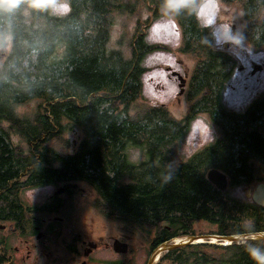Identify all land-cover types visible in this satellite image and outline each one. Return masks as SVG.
I'll return each mask as SVG.
<instances>
[{"label": "trees", "instance_id": "obj_1", "mask_svg": "<svg viewBox=\"0 0 264 264\" xmlns=\"http://www.w3.org/2000/svg\"><path fill=\"white\" fill-rule=\"evenodd\" d=\"M45 1L0 0V49L10 44L0 66V159L14 161L16 174L29 168L31 186L87 184L103 217L153 234L154 249L200 235L194 226L202 222L212 227L210 235L264 232L263 206L233 200L207 178L208 171L219 169L232 187L264 182V94L242 112L226 109L223 92L236 60L215 46L213 28L185 12L175 18L178 51L195 60L185 118L176 119L165 105L133 114L131 106L143 93V60L165 49L147 43L141 23L129 56L109 48L116 15L137 9L123 0H65L70 11L53 16ZM221 1L241 8L242 38L264 48V0ZM140 2L152 17L161 14V0L132 4ZM33 100L40 101L36 113L21 117L17 108ZM203 113L216 129V140L176 163L190 120ZM74 131L81 140L73 153L51 145ZM13 135L23 142L16 144ZM131 146L141 148L146 159L130 162ZM5 173L0 170L1 180ZM247 244L264 248V241L188 245L167 252L157 264H256Z\"/></svg>", "mask_w": 264, "mask_h": 264}, {"label": "rangeland", "instance_id": "obj_2", "mask_svg": "<svg viewBox=\"0 0 264 264\" xmlns=\"http://www.w3.org/2000/svg\"><path fill=\"white\" fill-rule=\"evenodd\" d=\"M123 1L128 3L129 7L133 6L137 10L133 9L132 12L135 13L133 15H116L114 25L111 29L109 48L122 50L125 55L129 56L131 53L130 42L140 23L144 25L142 30L146 33L147 43L151 45H160L165 48L150 52L144 58L142 65L147 68V71L142 77L143 93L142 97L131 106V112L135 114L148 105H165L176 119H184L188 113L189 102L186 94H179L181 90L179 86L180 81L177 77L174 78L168 69L171 68L172 71H177L182 76L186 75L189 82L192 70L195 66V60L190 55L183 54L178 51L181 46V36L179 29L178 32L176 31L177 24L171 26L173 29L172 33L162 34L159 39H155L152 36V28L157 21L162 19L161 14L156 17H152L151 10L145 7L142 2L138 3V5H133L132 2L135 0ZM215 2L218 4V16L216 24L210 26L213 28V32L215 33V46L220 50L226 51L236 60L235 69L223 92V103L229 111L242 112L257 97L264 94V48L255 49L243 38L239 44L224 40V38L217 31L218 25L229 24L231 26L232 33L239 34L241 36L243 29V14L241 8L237 5L224 4L221 0H215ZM65 3L68 4L65 0L45 1L49 13L53 16H63L69 12L65 11L62 7ZM150 17L153 19L150 20ZM147 22H149L148 25H146ZM233 27L235 28L234 30ZM9 50L10 44L5 49H0V66L4 62L5 55L9 52ZM158 55L170 58L171 63H166L160 60H153L151 63L148 62L150 58ZM256 65H261L262 70L256 71L253 75L251 72ZM154 72H163L165 77L162 78L159 76H152L151 73ZM164 79H166L169 83L175 84V94H168V84L164 83ZM188 82L187 86L185 85L186 90ZM149 85L151 86V91H149ZM152 93H155V95ZM39 104V100L29 101L26 104L19 106L17 111L21 117L29 118L36 113ZM196 120L200 121L202 128L207 127L211 123L208 116L204 113L197 114L192 117L187 131L179 142V153L175 159L176 163L189 160L205 147L212 144L218 136L216 129L212 125L214 138H205V133L201 131L197 137H195L192 141H189V131L193 122ZM80 138L81 136L78 131H74L73 133L67 132L61 137L55 139L51 145L63 154L73 153L79 145V141L81 140ZM13 140L16 144L23 142L16 135H13ZM127 155L130 162L135 164H138L146 159L145 152L138 147H129ZM80 186L84 189V191L75 193L73 205L71 204V209H68L66 216L74 218L75 222L79 224L95 225L93 227L97 229L95 235L96 237L101 234H106V236H117V224L120 222L111 221L103 217L94 207L97 200V194L95 191L85 183H80ZM255 187L256 186L252 187V189ZM247 189L248 188L244 186L232 187L229 185L226 192L233 200L247 201L251 199V197H248L246 194ZM55 190H57V188L51 185L42 186V188L39 189L32 186L31 189H25V191H23V199L30 202L32 206L35 204L40 205V203H42V199ZM51 215L53 214H42L44 217ZM6 229H8V227ZM211 229L212 227L209 224L203 222L194 226V230L200 235H210L208 232ZM0 233L6 234L7 232L0 231ZM128 233V238L132 243V247L135 249L134 254L128 258L132 257L134 264H145L146 259H144V256L146 255L147 258V252L145 255L144 253H141L142 250H146L143 242H146V239L152 238L153 234L150 235L146 234L143 230H132L129 228ZM14 238L13 242L15 243L16 237ZM206 241L214 242V244H216V242L221 243L216 239H207ZM137 252L141 254L138 255ZM166 254L167 252L161 253V256L155 264H157ZM133 258H135V260ZM168 262L169 261L166 260L165 264H169Z\"/></svg>", "mask_w": 264, "mask_h": 264}, {"label": "flooded vegetation", "instance_id": "obj_3", "mask_svg": "<svg viewBox=\"0 0 264 264\" xmlns=\"http://www.w3.org/2000/svg\"><path fill=\"white\" fill-rule=\"evenodd\" d=\"M0 170L6 172L0 179V231L7 232L0 233V264H134L132 257L128 258L135 249L128 238L126 223L117 224V236L96 237L95 225L79 224L66 216L75 193L84 191L80 183H76L78 190L69 192L61 191L67 184H36V189L51 185L57 190L45 196L40 205L32 206L23 199V191L32 188L30 169L20 168L16 174L14 161L0 159ZM49 212L53 215L42 216ZM17 213L21 216L17 217ZM153 240L143 242L146 250L141 253L147 252L145 264L155 250ZM124 244L127 245L125 252Z\"/></svg>", "mask_w": 264, "mask_h": 264}, {"label": "clouds", "instance_id": "obj_4", "mask_svg": "<svg viewBox=\"0 0 264 264\" xmlns=\"http://www.w3.org/2000/svg\"><path fill=\"white\" fill-rule=\"evenodd\" d=\"M5 8H10V5H5ZM36 7H43L41 4H37ZM65 11H70V5L65 3L62 5ZM162 19L157 21L152 28V36L155 39H159L162 34L172 33V25H176L175 18L179 16L182 12L188 15H194L202 27H209L216 24L218 16V4L215 0H161L160 7ZM179 26L176 25V31L178 32ZM217 31L224 38V40L239 44L242 37L239 34H234L231 31V26L229 24L218 25ZM215 34V33H214ZM153 60H160L166 63H171L170 58H166L163 55H158L149 59V63ZM152 76L165 77L163 72L151 73ZM164 83L168 84V94L172 95L176 92L175 84L169 83L164 79ZM149 91H151V86L149 85ZM155 95V93H152ZM203 131L205 133V138L213 137L212 124L210 123L207 127H203L199 120L193 122L191 129L189 131L188 139L192 141L199 133ZM264 235V234H259ZM258 234L249 235L250 240H256ZM246 251L249 256L256 261V264H264V248L258 247L253 244H247Z\"/></svg>", "mask_w": 264, "mask_h": 264}, {"label": "water", "instance_id": "obj_5", "mask_svg": "<svg viewBox=\"0 0 264 264\" xmlns=\"http://www.w3.org/2000/svg\"><path fill=\"white\" fill-rule=\"evenodd\" d=\"M235 28L233 27V30ZM234 32V31H233ZM171 68H169L168 70H170ZM262 70V66L261 65H256L253 69V71L251 72L253 75L256 73V71H261ZM172 76L177 77V79L180 81V95L184 94V87L186 85L187 82V76H182L179 72L177 71H172L171 73ZM207 178L208 180L220 191L222 192H226L227 188L229 186V180H228V176L221 170L219 169H211L210 171H208L207 173ZM79 186L78 184H73V183H69L65 186V188H63L61 191H71V190H78ZM246 194L248 197H251V199L259 206H263L264 207V182L258 184L255 188L252 189V187H249L246 191ZM253 233H246V234H240V235H232V236H218V235H194V236H189L191 239H197L198 237H203L206 240H211L212 237H216L218 238V240L221 243H217V245H230L233 243L239 244V243H244L247 241H264V235H259V234H264V232H258L255 234H258V238L256 240H250L249 239V235H251ZM175 239V238H174ZM174 239L168 240L164 243H168V242H172ZM204 239L203 242L201 243H194V242H187L186 244H176V243H172L170 244L169 248L164 251V252H170L174 249H178L180 247L183 246H188V245H195V244H214V242L211 241H206ZM224 240H230L231 243L230 244H226L224 242ZM120 244V243H119ZM163 244V243H162ZM161 244V245H162ZM160 246V245H159ZM158 246V247H159ZM123 251L125 252L126 249L125 247H127V245H123ZM158 247L153 251V253L158 249ZM152 255L150 256V259L148 261V264H150L151 260H152Z\"/></svg>", "mask_w": 264, "mask_h": 264}, {"label": "bare ground", "instance_id": "obj_6", "mask_svg": "<svg viewBox=\"0 0 264 264\" xmlns=\"http://www.w3.org/2000/svg\"><path fill=\"white\" fill-rule=\"evenodd\" d=\"M204 239L205 238H203V237H198L197 239H191L190 237H184V238H176V239H174L175 241H172V242L176 243V244H186L187 242L201 243L204 241ZM211 239L212 240L216 239L217 241H219L218 238H216V237H212ZM172 242H168V243H164V244L160 245L158 247V249L156 250L154 257L152 258L150 264H155L156 259L159 258L161 253H163L164 251H166L169 248V246H170V244H172ZM224 242L226 244L231 243L230 240H224Z\"/></svg>", "mask_w": 264, "mask_h": 264}]
</instances>
